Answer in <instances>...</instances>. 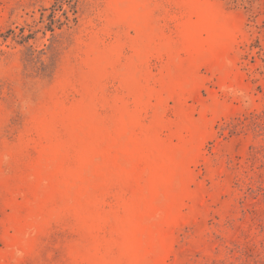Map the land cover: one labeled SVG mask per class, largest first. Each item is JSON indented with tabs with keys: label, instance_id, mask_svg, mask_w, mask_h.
I'll use <instances>...</instances> for the list:
<instances>
[{
	"label": "rangeland",
	"instance_id": "obj_1",
	"mask_svg": "<svg viewBox=\"0 0 264 264\" xmlns=\"http://www.w3.org/2000/svg\"><path fill=\"white\" fill-rule=\"evenodd\" d=\"M0 264H264V0H0Z\"/></svg>",
	"mask_w": 264,
	"mask_h": 264
}]
</instances>
